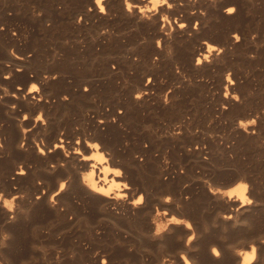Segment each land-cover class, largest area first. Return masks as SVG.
I'll return each instance as SVG.
<instances>
[{
  "label": "bare ground",
  "instance_id": "1",
  "mask_svg": "<svg viewBox=\"0 0 264 264\" xmlns=\"http://www.w3.org/2000/svg\"><path fill=\"white\" fill-rule=\"evenodd\" d=\"M91 2L92 0H0V25H3V30H0V61L8 60L12 64L11 68H6L0 63V72L9 70L13 72L8 80L0 77V84L7 86L10 92L17 91V84L22 85L21 92H17V96H20L30 79L39 82L44 72L60 73L57 79L41 84L42 93L49 98L48 103L41 101L32 106L25 100L11 96L0 99V124H2L0 140L4 143L3 153H0V189L11 190L12 185L16 184L18 190H27L29 198H32V193H38L41 187H47L49 191L55 189L57 177H63L67 173L72 175L68 190L58 197L61 203L67 204L65 211L60 212L59 215H55L54 210L48 207L46 195L39 201H33L28 220L18 215L16 222L5 223L7 213L0 211V225L12 233V239L7 241V247L0 249V254L6 257L10 264H20L21 260H28L32 256L38 258L34 264H46L44 260L39 259L41 253L34 251L30 246L32 243H44L64 250L61 253L60 264H100V256L92 255L97 249L100 254L107 255L108 264H123V258H128L129 264H140V250L145 246L155 248V243L141 236L137 229L144 232L151 230L148 218L143 212L157 202L154 199L156 194L171 192L174 196L177 194L182 196L186 192L190 195V200L182 201L183 213L193 220L198 231L202 220L210 223L217 209H226L223 203L216 202L209 196L200 182L193 180V177L199 175L192 169L193 164L209 165L215 159L224 160L225 166H233L234 169V172L224 182L222 181V185L216 183L217 185L223 187L236 177L247 173V178L253 185L250 194L262 202L241 216V219L250 221L251 230L246 227L232 228L230 221L217 222L227 223L226 235L229 241L239 236L249 237L258 231H264V145H260V139L264 138V115L257 124L259 136L245 135L238 129L232 130L237 117H246L264 108L262 81L264 79L260 78L264 77V46L257 49L249 40V34L256 32V42L264 41V0H251V2L250 0H218L215 8L207 4L206 0H201L196 7L206 8L207 16L204 18L198 14L189 16L187 5L173 10L170 15L184 13L183 19L188 22L189 30L193 20H200L201 25L199 33L193 34L191 38L182 32L174 33L172 41L174 56L171 59L166 58L164 52L157 50L152 43L157 36L162 35L157 31L158 23H137L135 17H128L123 13L120 0H107L108 15L98 14L94 5L93 11L89 13L86 11V6ZM229 4H234L237 8V12L232 16H227L222 11ZM33 7L42 14L35 16ZM78 14L83 16L86 23L83 21L78 25L74 23ZM20 19L29 22V25L25 26L28 29L24 28L28 35L24 33L22 24L17 21ZM204 19L208 20L206 27ZM47 21H50V24L46 26ZM105 26L119 35L113 34L110 39L107 35L97 36L93 40L92 37ZM11 30L16 32L15 36L11 34ZM233 31L239 32L241 40L233 45L231 52L225 51L224 63L214 62L211 65L205 64L201 68L192 66V55H194L192 49L200 39L228 45L232 43L229 33ZM64 37L69 42L67 45L63 43ZM142 37L147 38V43H139ZM77 41H82V44ZM130 46H135V50L128 51ZM10 47L26 59L21 61L10 57L7 53ZM54 50L58 53L55 58H53ZM251 52L255 53V59L249 58L248 53ZM153 55L160 57L158 66L151 65ZM133 56H138L140 59L133 61ZM49 60L52 62L49 63ZM175 62H178L181 70L192 78L191 85L175 74L173 71ZM16 65L22 66L23 71L17 73ZM112 65H115V68ZM228 68H231L233 79L236 80L234 90L239 92L243 103L224 101L219 94L224 83L222 74ZM245 70L249 75L245 76ZM29 73L33 75L30 77ZM146 75L152 77L153 83L149 84L148 88L156 94L169 86L180 84L181 87H173L170 94L176 99L167 106L162 104L156 94L146 96L141 101H134L131 94L135 87H144ZM161 77L165 78L164 84L159 83ZM198 77L207 79L198 80ZM125 80L128 81L126 87ZM84 85L88 88L86 92L83 90ZM195 88L198 92H195ZM249 89L254 92L252 96L247 95ZM186 94L193 101V108L189 107L191 104L189 99L190 104L186 105ZM61 95H67L69 99L62 101ZM92 97H95V102ZM221 102L228 104L226 111L220 110ZM13 103L17 105L15 111L8 108V105ZM38 108H43L48 118L47 135H44V130L37 125L26 135L28 151L18 150L16 144L20 139V132L15 118L23 111L34 114ZM118 108L122 109L121 113H117ZM198 108L199 118L196 117L198 114L195 115ZM85 111L88 115H84ZM65 112L68 113L67 116L63 115ZM98 117L105 121L103 125L97 123ZM111 117L116 118L115 122H111ZM210 119L212 123L209 125ZM177 123H181V134L176 137L166 135L165 133L172 131L173 125ZM121 124L123 128L120 127ZM31 125V119L24 122L25 127ZM74 125H80V131L74 132ZM144 125H151V129L145 130ZM60 128L64 129L66 140L77 134L83 136L91 132L92 138L111 148L114 157H119L122 161L121 166L124 167L129 182L141 190H147L144 208L136 210L135 214L127 206L121 208L119 213L112 211L111 208L106 212H100L98 207L101 203L111 202L88 193L80 186L78 175L71 167L75 157L67 162L66 168H57L52 174L44 171L49 161L63 159L62 154L56 150L47 157L37 155L31 144L32 136L41 133L47 146L50 147ZM197 128L200 129L199 132H195ZM209 132L213 133L212 138L207 135ZM39 138L38 136L37 139ZM155 139L160 140L159 144L161 143L162 146L172 148L177 154L176 156L173 152L178 161L169 160L168 166L164 168L162 151L159 149L157 153L153 151ZM194 145L200 147H193ZM237 146H242L244 151L247 148L246 151L251 153L247 161L240 160V153L236 151ZM188 148L192 150L187 151ZM134 153L142 156L143 160L135 159ZM229 153L232 154L231 158ZM20 161H26L27 175L10 179L14 174V162ZM29 163L32 165L30 169L27 168ZM84 166L86 165H77V167ZM180 169L184 171L183 174L179 172ZM220 169L215 168L213 174ZM37 178L45 183L36 185ZM185 182L189 183V187L182 189L181 186ZM21 203L26 208L30 206L29 200ZM202 209L207 211L202 212ZM70 215L72 219H69ZM81 216L86 218L88 224L99 227V235L93 228H86L84 221L77 224ZM100 216L107 217L117 227L107 221L97 225L96 221ZM50 220H52L51 227L48 224ZM34 225H40L37 227L35 237L31 232ZM40 228L49 230L44 232ZM182 231L180 227L174 228L173 233L165 237L164 242L169 249L181 246L175 237ZM60 232H63V235L57 239V233ZM219 234V227L211 228L197 241L200 250L194 255L199 257L200 264H234L233 257L227 252L219 261L208 255L209 243L215 242L220 244L221 248L224 247L217 240ZM117 240L122 244H117ZM129 244L135 245L133 251L128 250ZM70 249L75 251V258L69 259ZM259 253L264 258V245L260 246ZM54 257L55 252L50 249L48 260L51 264H56ZM146 264H153L151 257Z\"/></svg>",
  "mask_w": 264,
  "mask_h": 264
},
{
  "label": "clouds",
  "instance_id": "2",
  "mask_svg": "<svg viewBox=\"0 0 264 264\" xmlns=\"http://www.w3.org/2000/svg\"><path fill=\"white\" fill-rule=\"evenodd\" d=\"M207 4L215 8L217 6L218 0H206ZM251 2V0H250ZM107 0H92L91 4L86 6L87 12L93 11V5L95 11L100 15H108V10L106 7ZM201 0H120L123 13L128 17H135L137 23L139 22H149L151 24H157V31L162 35L157 36L152 43L155 48L159 51L164 52L165 57L171 59L174 56V48L172 41L174 39V33L182 32L185 33L188 38H191L193 34L199 33L200 31V20H193L190 26L188 22L183 19L184 13L180 12L177 15H170V13L178 8L185 7L187 5V12L189 16H196L197 14L204 18L207 16V10L204 7H196L200 4ZM163 9V10H162ZM223 13L227 16H232L237 12V8L234 4H229L222 9ZM33 14L35 16H40L42 13L35 10L33 7ZM85 22L82 15H77L74 23L80 24ZM50 24V21L46 22V26ZM208 20L204 19V26L206 27ZM0 30H3V25H0ZM134 30V29H133ZM13 36L16 35L14 30H11ZM113 34L119 35L118 33H113V30L105 26L98 30L96 36L92 39L95 40L97 36L107 35L109 39ZM257 33L252 32L249 34V40L253 43V46L257 49L264 46V41L256 42ZM26 38V37H25ZM229 38L231 44L222 45L217 44L209 39H200L198 44L193 46L192 51V66L194 68H201L205 64L211 65L214 62L224 63L223 54L225 51L231 52L233 50V45L237 44L241 40V35L237 31L229 33ZM166 41V42H165ZM64 44L69 42L65 40ZM81 43L82 41H77ZM139 43H147V38L142 37ZM135 46H130L128 51H134ZM7 53L10 57L15 60H24L26 57L20 56L13 47L7 49ZM29 56L31 53L28 54ZM58 53L53 51V58H55ZM250 59H255V53H248ZM133 61H138L140 58L138 56L132 57ZM160 57L153 55L151 59L152 66H158V61ZM52 61L49 60V63ZM6 68H11L12 64L8 60L0 61ZM115 68V65H112ZM15 71L17 73L22 72L23 68L20 65L15 66ZM173 71L175 74L179 75L185 82L189 85L192 84V78L188 76L181 70L180 64L175 62L173 64ZM13 72L11 70L6 72H0V77L4 80H8L12 77ZM33 74L29 73L31 77ZM60 73H47L41 74L40 81L35 79H30L26 88H23L22 94L17 96V92H21L22 85L17 84V91H9V88L3 84H0V99L5 96H11L16 99L25 100L27 104L35 106L41 101L48 103V96L42 93L41 84L46 83L51 80H55L59 77ZM223 85L220 91V96L222 100H231L234 103H243L241 96L238 91H235L236 80L233 79V74L231 68L226 69L223 72ZM249 75V72L245 70V76ZM198 80H206V77H198ZM165 78L161 77L159 80L160 84H164ZM153 83V79L150 75H146L144 78V87H135L132 92V99L134 101H141L146 96L156 94L153 90L148 88L149 84ZM128 85V81H124V86ZM173 87L179 88L180 84H175L164 89L162 92L156 94L159 100L164 106L169 105L173 99L176 97H171L170 94L173 91ZM83 90L88 91L87 85L83 86ZM254 94L253 90L249 89L247 92L248 96ZM215 95V93H214ZM30 97V99H29ZM60 99L62 101H67L69 98L67 95H61ZM93 102H95V97H92ZM8 108L15 111L17 108L16 104L8 105ZM221 111H226L228 108L227 103L221 102L219 105ZM122 109H117V113H121ZM67 116L68 113L63 114ZM84 115H88L85 111ZM264 115V108L259 109L254 113L249 114L246 117H237L235 123L233 124L232 130H240L245 135L259 136L257 132V124ZM17 122V128L20 132V139L16 144L18 150L24 152L28 151L26 146V135L31 132L34 128L39 125L41 129L44 130V135H47L48 118L44 113L43 108H38L34 114H30L27 111L20 113L18 117L15 118ZM31 119V127H25L24 122ZM115 117H111V122H115ZM97 123L103 125L105 121L102 118H97ZM212 120L208 121L210 125ZM2 126V124H0ZM123 128V125H120ZM145 130H150L151 125H144ZM73 131H80V125H74ZM200 129L197 128L195 132H199ZM166 135L176 137L181 134V123L173 125V129L170 132H166ZM44 135L41 133H36L32 136L31 144L35 148L37 155L41 157H47L56 150H59L62 154L63 159H56L55 161H49L47 167L44 169L48 174H52L57 168H66L67 162L75 157V162L71 164L72 169H74L79 178L80 186L95 196L103 198L104 201H110L111 203H101L98 207L100 212H106L109 208L112 211L119 213L120 209L127 206L135 214L136 210L144 208L146 204V189L141 190L138 186H133L128 178L124 167L121 166L122 161L119 157H114L112 149L105 147L101 142L92 138V133L88 132L82 135H75L73 138L66 140L64 135V129H58L55 140L52 141L51 146H47V142L44 139ZM209 138H212L213 133L209 132L207 134ZM40 137L37 139V137ZM127 144V141H125ZM83 145V146H82ZM260 145H264V138L260 139ZM146 146V145H145ZM259 146V145H258ZM193 147L199 148L200 145H194ZM4 143L0 140V153H3ZM192 148H188L187 151H191ZM134 158L142 161L143 157L138 153L133 154ZM232 154L229 153L231 158ZM207 159V157H204ZM115 160V162H113ZM26 161L14 162L13 176L10 179H15L16 176L27 175V169L25 167ZM78 164L86 165L84 167H77ZM162 164L166 168L169 164L167 154L162 157ZM27 168H32L29 163ZM163 171V168L161 169ZM181 174L184 173L182 169L179 170ZM35 175V173H33ZM248 174L245 173L243 176L236 177L231 183L221 187L216 184L211 178L207 176H195L194 181L200 182L209 196H211L216 202L223 203L226 206L225 210L217 209L212 216L211 222L207 220L201 221L200 230L198 231L193 220L183 213L184 203L191 199L190 195L184 192L174 196L171 192H164L161 194H156L154 199L157 201L151 205L150 209H146L143 215L148 218V223L151 226L149 232H144L141 229H137L141 236L146 237L150 241L155 243V248L148 246L143 247L140 250V264H146L149 257L152 258L153 264H200L199 257L194 255L200 250V246L197 243L204 234H207L211 228H220V234L217 236L224 247L221 248L220 244L215 242L209 243L207 246L208 255L214 260H221L224 257L225 252L230 254L234 259V264H264V258L260 256L259 249L261 245H264V231H258L255 235L245 237L239 236L238 238L229 241L226 233L228 232L227 223L218 224V221L231 222V227H246L249 230L252 228V224L248 219H241L246 211L251 209L253 206H259L262 202L256 200L250 193L252 191L253 185L249 182L247 178ZM72 181L71 173H67L63 177L56 178L55 189L49 191L47 187H41L38 193H32V198H29V193L27 190H18L16 184L12 185L11 190L0 189V211L7 213V219L5 223L16 222L18 215H22L25 220L29 219V213L31 210V204L33 201H39L42 197L46 195V203L48 207L54 210L55 215H59L60 212L65 211L67 206L66 203H61L58 197L68 190V187ZM45 182L39 178L35 180L36 185H42ZM189 187V183L185 182L182 184L181 188L186 189ZM258 191V190H257ZM29 200V207L26 208L22 205V201ZM183 201V202H182ZM163 205V206H162ZM172 207L169 208L168 206ZM174 209V210H173ZM207 209H202V212H206ZM72 219V216H69ZM84 221L86 228H93L97 235L100 233L99 227L95 225L88 224L85 217L81 216L77 221ZM105 221L112 223L114 227H117L115 223L108 220L105 216H100L96 224H102ZM49 226H52V220L48 222ZM40 225H34L31 229L33 237L37 233V227ZM180 227L183 229L181 233L176 235L177 242L181 245L176 249H169L168 245L164 242L167 235H171L174 228ZM41 231L47 232L48 228H40ZM124 231V229H119ZM63 235V232L57 233V239ZM91 238V232L88 233ZM125 235L127 232L125 231ZM12 239V233L6 231L2 225H0V249L7 247V241ZM117 244H122L120 240L116 241ZM31 248L34 251L41 253L39 257L40 260H44L46 264H51L48 260V253L51 250L55 252L56 264H60L61 253L64 251L62 248L55 246L44 245L42 243H32ZM135 245L129 244L128 250L133 251ZM93 257L100 256V264H108L107 255L100 254L97 249L92 253ZM76 253L74 250L70 249L68 251L69 259L75 258ZM37 257L32 256L28 260H21L20 264H34L37 261ZM0 264H10V261L0 254ZM123 264H129L128 258H123Z\"/></svg>",
  "mask_w": 264,
  "mask_h": 264
},
{
  "label": "rangeland",
  "instance_id": "3",
  "mask_svg": "<svg viewBox=\"0 0 264 264\" xmlns=\"http://www.w3.org/2000/svg\"><path fill=\"white\" fill-rule=\"evenodd\" d=\"M20 24H22V29H23V31L27 28L28 29V27H25L29 22L26 20V19H24V20H22V19H20V20H17ZM29 25V24H28ZM25 28V29H24ZM26 29V30H27ZM26 30L24 31V33L26 34V35H28V33L26 32ZM65 39H67V38H65L64 37V39H62V40H65ZM261 78V80L262 79H264V77H260ZM263 81V84H264V80H262ZM194 90H196V88L194 89ZM195 92H198V89L195 91ZM188 94H186V97H185V102H186V105L188 106L190 103H189V101H191V106L189 105V107H192V104H194L193 103V101L191 100V98H190V96H189V98H188V96H187ZM187 99V100H186ZM188 99H189V101H188ZM193 108V107H192ZM192 108H188L189 110H192ZM197 111H196V113H195V111L193 112V113H195V115L196 114H198V115H196V117L197 118H199L200 117V114L198 113V112H200L199 111V108L198 109H196ZM189 113H191L192 114V112H189ZM158 139H155V140H153L154 141V143H155V148L153 149V151L155 152V153H157L159 150L160 151H162V154H161V156L163 157L164 155H165V153L167 154V158H168V160H170V162H172V161H174V160H176V161H178V159H177V154H175L176 152H174V150H172V148L171 149H169V146H162L161 145V143L159 144V142H160V140H158V142H156ZM159 144V145H158ZM161 145V146H160ZM159 146V147H158ZM165 149H164V148ZM157 148V149H156ZM163 148V149H162ZM240 148H242V146H237L236 147V151H238L240 154H239V156H240V160H242L243 162L244 161H247L248 160V158L247 157H250L251 156V153L249 152V151H246V149H245V151H244V148H242L241 150H240ZM156 149V150H155ZM159 149V150H158ZM162 149V150H161ZM169 149V150H168ZM238 149V150H237ZM164 150H166V151H164ZM248 150V149H247ZM173 152H174V154L176 155H173ZM247 152H248V154H249V156H248V154H247ZM245 153V154H244ZM241 154H243V155H241ZM162 159V158H161ZM244 159V160H243ZM247 159V160H246ZM217 160V162H215ZM176 161H174V162H176ZM223 161V163H221ZM236 162V161H235ZM223 166H221V165ZM200 164H198V166H197V164H193L192 165V169L194 170V172L195 173H198L200 176H207V177H209V178H211L213 181H215L216 183H218L219 185L221 184L222 185V181L224 182L225 181V179L227 178V177H229L233 172H234V169L232 168L233 166H225V164H224V160H218V159H215L214 161H212V164H209V165H200ZM218 166V167H217ZM224 166H225V169H223L224 168ZM195 167V168H194ZM215 168H221L216 174H213V172H214V169ZM211 175H212V177H211ZM214 175V176H213ZM42 244H44V243H42Z\"/></svg>",
  "mask_w": 264,
  "mask_h": 264
}]
</instances>
